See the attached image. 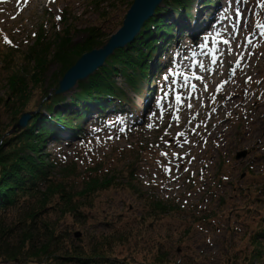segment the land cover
<instances>
[{"label": "rangeland", "instance_id": "obj_1", "mask_svg": "<svg viewBox=\"0 0 264 264\" xmlns=\"http://www.w3.org/2000/svg\"><path fill=\"white\" fill-rule=\"evenodd\" d=\"M130 1L34 0L19 13L18 7L1 5L0 131L9 134L21 109L37 106L33 113L48 114L39 104L41 91L51 93L59 78L61 64L52 58L56 36L67 30L72 42L80 43L87 28L111 34L119 27ZM236 1L241 0H226V6L232 7ZM248 1L252 21L247 33L257 43L252 47L264 50V0ZM259 2L261 13L256 14ZM230 6L223 16L231 13ZM158 8L169 9L163 1ZM222 29L232 30L230 19ZM203 32L179 41L169 38L173 43H169L168 59L159 64L160 85L154 95L153 84L149 86L148 90H153L141 118L135 116L131 103L136 105L137 98L116 72L109 77L127 92L130 100L125 106L83 120L76 128L79 135H55L53 141L45 142L42 151L54 165L55 178L65 192L73 194L84 217L62 211L67 207L59 194L48 196L40 186L19 198L18 205L5 215L3 230L8 231L10 245L17 244L25 223L35 221L52 226L64 240L63 248L86 247L92 236L109 235L112 229L116 235L128 232L127 241L112 250L120 260H151L156 252H165L171 264H245L249 234L264 225V147H252L245 135L251 110L259 108L264 120V60L254 56L247 69L240 71L232 63L239 59V50L225 37L221 42L231 48L232 62L223 63L216 72L207 69L209 74H201L200 79L186 76L184 71L196 73L183 69L187 59L202 60L205 56L200 39ZM242 38L246 36L239 37L240 41ZM47 44L51 46L45 54V68L38 76L40 81L34 83L37 59L44 55L41 46ZM155 65L153 61L151 67ZM12 74L27 82L28 99L21 108L8 104L12 101L8 86ZM79 91L76 83L63 95ZM229 91L235 93L236 103L226 112ZM217 140L225 144L218 146ZM130 167L135 172L131 186L126 177ZM105 174L117 176L118 184L97 192L90 200L78 196L86 188L85 180ZM44 196L49 199L43 201ZM152 202H160L166 210L154 217L148 207ZM74 231L81 235L75 238ZM39 239L43 241V236ZM0 264L56 261L25 258L7 262L0 253Z\"/></svg>", "mask_w": 264, "mask_h": 264}, {"label": "trees", "instance_id": "obj_2", "mask_svg": "<svg viewBox=\"0 0 264 264\" xmlns=\"http://www.w3.org/2000/svg\"><path fill=\"white\" fill-rule=\"evenodd\" d=\"M184 1L163 0L166 3V7L174 8V10L182 8ZM160 10L165 12L167 9L157 7L153 15L143 23L140 32L131 43L124 48L114 50L105 59L101 67L97 68L85 79L77 82L80 85V91L75 96L83 102H96L102 96H110L127 101L125 93L109 76L118 72L127 86H132L134 89L138 88L136 83L148 70L147 63L154 50V45L149 43V36L157 31L161 22ZM154 27L155 29H153ZM85 31L86 37L80 43H73L67 30L56 36V40L53 43L55 50L52 58L61 64L59 78L56 79L51 93L47 89L41 91L42 97L39 104L49 113L54 112L55 106L64 97L62 93H55V89L57 88V81L65 70L75 62L81 53L99 47L109 36V34L104 35L93 27L87 28ZM50 46V44L41 46L44 55L42 58L37 59L36 68H38V72L32 76L34 83L40 81L38 76L42 74L45 68V54ZM142 46H145L147 51H143ZM8 86L10 90L9 98L12 100L8 104L12 106L19 104L20 108L24 106L28 99V92L27 82L23 76L12 74L9 77ZM36 108L37 106L33 109H21L18 111L14 122L18 120L21 113L31 112L24 128L15 129L9 134H6L7 130L0 131V253L4 259L7 262H21L25 258H33L38 261L54 259L56 264H62V261L72 262V264H171L165 252H156L151 260L116 259L112 255V250L116 245L127 241L128 232L116 235L115 233L117 232L114 230L115 232L112 231L113 233L109 235H102L98 238L92 236L90 243L86 247L71 245V247L63 248L61 244L64 240L60 239V234L56 233L52 226L45 222H41V225H32L30 221L31 223L24 224L25 228L21 231L17 244L10 245L8 240L3 238V236L8 235V231L3 230L5 215L18 205L19 198H22L25 194L38 191L40 186L44 187L48 196H52L55 193L59 194V199L67 207L64 210L61 209L62 211L72 213L73 217H84L74 201L75 197L73 194L65 192L64 187L60 186V182L57 181L52 170L54 168L53 163L49 161L50 159L42 151V144L45 142L46 136L49 133H53L54 130L43 124L47 117L44 116L41 119L39 114L33 113ZM137 116L141 118V113H138ZM52 118H54V123L57 125L73 129L72 132L79 135V131L76 129L78 125L72 123L70 116H61L59 112H54ZM127 171V184L131 186L132 182H135V172L132 167ZM117 180L118 177L114 174L91 176L84 181L86 188H83L77 194L83 200H90L97 192L117 185ZM48 196H44L43 201L48 200ZM148 207L154 217L159 216L160 212L166 210V206L160 202H152ZM34 215L35 213L31 215V218ZM41 236H43V241L39 239ZM249 245L250 250L245 255V264H250L252 261L264 264V225L251 230ZM60 252L61 256H59Z\"/></svg>", "mask_w": 264, "mask_h": 264}, {"label": "bare ground", "instance_id": "obj_3", "mask_svg": "<svg viewBox=\"0 0 264 264\" xmlns=\"http://www.w3.org/2000/svg\"><path fill=\"white\" fill-rule=\"evenodd\" d=\"M34 0H0V6H4L5 4L11 5L12 7H18L16 13H19L20 9L27 7L29 3H33ZM211 0H185L182 8L180 7L177 10L174 8H169L165 12L160 10V23L158 25V29L155 33L149 36V43L154 45V50L151 53L150 59L147 63V71L139 78L138 82L136 83L137 89L134 90H141L144 92L151 93L149 89V84L151 81L150 73H153L155 70L156 65L159 66L160 62L168 59L167 50L169 49V43L172 41L169 38L172 36L170 33L174 32L176 39H180L183 33H188V28H197L202 29L204 32L201 34L200 39L204 42V58L200 59H187V63L185 66H182L183 69H194L196 73H190L184 71L183 74L186 76L196 77L197 79L201 78L202 75H208L209 71L207 69H211V71L216 72L220 69V66L224 63L227 64L228 62H232V58L229 55L232 53L231 48L228 46L223 47L222 40L223 38H227L230 45L236 47L239 50V59L234 60L232 63L234 67L238 68L240 71H244L245 68L247 69L248 63H251V59L254 56L260 57V59L264 60V50L253 48L252 45H257L254 39L251 38V35L247 33L248 28L251 25L252 21V14L249 10L250 1L248 0H241L232 3V7L227 5L226 0H218L217 6L215 9L209 7L208 3ZM259 7L255 5L256 14L261 13L262 4L259 2ZM231 7V13L227 16H223L226 14V7ZM5 13V8L3 9ZM210 13V15H208ZM6 14V13H5ZM4 14V15H5ZM220 16H222L220 18ZM264 17V16H263ZM226 19H230V27L232 30L224 31L222 29ZM155 29V27L153 28ZM167 32V34H166ZM137 36V35H136ZM237 36V38H236ZM242 38L240 41L239 37ZM135 39V38H134ZM133 39V40H134ZM208 41V42H207ZM173 43V42H171ZM226 44V43H225ZM172 45V44H171ZM143 51H147L145 46H142ZM171 49V48H170ZM156 62L155 67H151L152 62ZM248 64V65H247ZM264 66V62H263ZM211 72V73H212ZM262 81V80H260ZM75 85L64 93L70 92ZM120 87V86H119ZM140 87V88H139ZM121 88V87H120ZM126 88L133 93L132 86H127ZM226 90V87H224ZM122 92H125L122 89ZM227 96L229 99L227 100V105L224 107L226 112H230L231 105H234L236 101L233 98L235 93L228 92ZM101 99L96 102H83L81 104H73L72 101H67L68 103H61L54 108V112H59L63 116H70L73 118L74 116H78L83 114L81 122L84 120H92L94 114H98L99 112H111L120 106H125L128 101L120 98H114L110 96H102ZM138 101V100H137ZM141 103V101H138ZM79 105H81L79 107ZM111 106V108H110ZM260 109H255L250 111V115L252 116L251 121L249 122L247 129L245 131V135L247 136L248 140L252 144V147H264V120L263 114L261 115ZM84 122V123H85ZM46 127L53 129V133H49L46 138L45 142L49 140H54L55 135L58 136H67L71 137L74 135L69 128L63 125H57L52 120H46L43 122ZM73 133V134H72ZM220 133V132H219ZM219 137L220 134H217ZM45 142L42 144V148L45 145ZM216 144L218 146H222L221 140H217ZM254 144V145H253ZM32 225H39L35 221L32 222ZM110 228L109 230H111ZM111 231H114L113 229ZM109 231V232H111ZM6 238V236H3Z\"/></svg>", "mask_w": 264, "mask_h": 264}, {"label": "water", "instance_id": "obj_4", "mask_svg": "<svg viewBox=\"0 0 264 264\" xmlns=\"http://www.w3.org/2000/svg\"><path fill=\"white\" fill-rule=\"evenodd\" d=\"M163 0H132L126 10L121 24L106 38L99 47L92 48L80 54L75 62L70 65L57 81L55 93H64L71 89L77 81L85 79L97 68L101 67L105 59L111 55L114 50L124 48L131 43L139 33L143 23L150 18L155 9ZM31 112L21 113L16 123L12 126L9 133L15 129L24 128L30 117ZM81 233L74 231L73 236L79 237Z\"/></svg>", "mask_w": 264, "mask_h": 264}, {"label": "snow or ice", "instance_id": "obj_5", "mask_svg": "<svg viewBox=\"0 0 264 264\" xmlns=\"http://www.w3.org/2000/svg\"><path fill=\"white\" fill-rule=\"evenodd\" d=\"M177 99L179 100V97H177Z\"/></svg>", "mask_w": 264, "mask_h": 264}]
</instances>
